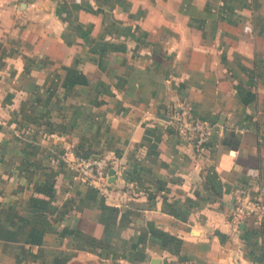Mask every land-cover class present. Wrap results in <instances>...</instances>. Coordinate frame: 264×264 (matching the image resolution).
Listing matches in <instances>:
<instances>
[{"label":"crops","instance_id":"crops-1","mask_svg":"<svg viewBox=\"0 0 264 264\" xmlns=\"http://www.w3.org/2000/svg\"><path fill=\"white\" fill-rule=\"evenodd\" d=\"M0 115V264H264V0H0Z\"/></svg>","mask_w":264,"mask_h":264},{"label":"built area","instance_id":"built-area-1","mask_svg":"<svg viewBox=\"0 0 264 264\" xmlns=\"http://www.w3.org/2000/svg\"><path fill=\"white\" fill-rule=\"evenodd\" d=\"M249 28V26H245ZM2 117L0 115V123ZM168 122L172 124L184 136L192 139L197 148H202L209 137V125L205 119L195 115L189 101L180 102L174 107L168 117ZM71 167L76 170L77 176L88 184H92L100 189L109 184V168L114 169L113 174L120 172V167L116 160L106 155H95L92 157L76 156L69 161ZM232 195V219L238 224L245 218H264V192L261 188L251 190L242 184H237L231 188ZM162 264H194L191 260L166 261Z\"/></svg>","mask_w":264,"mask_h":264},{"label":"water","instance_id":"water-1","mask_svg":"<svg viewBox=\"0 0 264 264\" xmlns=\"http://www.w3.org/2000/svg\"><path fill=\"white\" fill-rule=\"evenodd\" d=\"M108 172H109L110 176H113L112 178H114V174H113L114 173V169L112 167L109 168Z\"/></svg>","mask_w":264,"mask_h":264}]
</instances>
